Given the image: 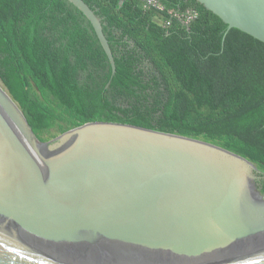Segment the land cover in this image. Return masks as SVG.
Here are the masks:
<instances>
[{"label":"water","instance_id":"water-1","mask_svg":"<svg viewBox=\"0 0 264 264\" xmlns=\"http://www.w3.org/2000/svg\"><path fill=\"white\" fill-rule=\"evenodd\" d=\"M69 1L113 76L99 17ZM197 1L264 42V0ZM256 170L217 144L121 122L42 142L0 80V264H264Z\"/></svg>","mask_w":264,"mask_h":264},{"label":"trees","instance_id":"trees-1","mask_svg":"<svg viewBox=\"0 0 264 264\" xmlns=\"http://www.w3.org/2000/svg\"><path fill=\"white\" fill-rule=\"evenodd\" d=\"M84 1L101 21L113 76L71 1L0 0V80L36 137L110 121L199 138L252 161L264 194V42L227 31L197 0H159L162 10Z\"/></svg>","mask_w":264,"mask_h":264},{"label":"built area","instance_id":"built-area-1","mask_svg":"<svg viewBox=\"0 0 264 264\" xmlns=\"http://www.w3.org/2000/svg\"><path fill=\"white\" fill-rule=\"evenodd\" d=\"M139 1L142 3L144 8H154L157 10L164 9L163 5L161 4L159 0H139ZM168 13L171 17L180 16L173 9H170ZM186 17L189 18L190 16H186ZM170 24H171V18H167L165 22L163 23L165 27H168Z\"/></svg>","mask_w":264,"mask_h":264},{"label":"rangeland","instance_id":"rangeland-1","mask_svg":"<svg viewBox=\"0 0 264 264\" xmlns=\"http://www.w3.org/2000/svg\"><path fill=\"white\" fill-rule=\"evenodd\" d=\"M42 142H45V141H42Z\"/></svg>","mask_w":264,"mask_h":264}]
</instances>
